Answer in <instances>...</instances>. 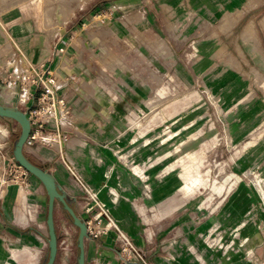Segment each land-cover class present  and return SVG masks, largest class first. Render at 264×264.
<instances>
[{
  "label": "rangeland",
  "instance_id": "rangeland-1",
  "mask_svg": "<svg viewBox=\"0 0 264 264\" xmlns=\"http://www.w3.org/2000/svg\"><path fill=\"white\" fill-rule=\"evenodd\" d=\"M10 14L52 35L75 24L44 75H20L16 59L0 72L3 98L17 92L35 108L34 82L49 78L71 107L59 121L69 154L59 151L65 143L51 121L53 147L25 145L30 157L41 162L56 148L60 173L82 175L87 161L110 166L111 195L133 205L155 234L150 264H264V0H0L5 37ZM77 88L101 104L97 118L78 116ZM102 119L113 125L103 129ZM0 127V194L14 187L29 201L37 184L47 214L43 184L30 175L25 191L6 172L20 125L0 117ZM96 133L119 137L95 141ZM60 219L55 264H77L79 229Z\"/></svg>",
  "mask_w": 264,
  "mask_h": 264
},
{
  "label": "crops",
  "instance_id": "crops-1",
  "mask_svg": "<svg viewBox=\"0 0 264 264\" xmlns=\"http://www.w3.org/2000/svg\"><path fill=\"white\" fill-rule=\"evenodd\" d=\"M21 13L23 12L21 11ZM145 23L149 24V20L145 21ZM3 24L8 37L0 35V46L6 51L4 55H0V62L15 60L23 55L25 60H30L36 65V70L39 74L45 71V69L55 66L56 51L62 46V39L70 34V30L72 31V28L75 27V24H72L69 28L65 27L59 35H52L50 31H45L35 19H27L19 14H10V17L7 16L4 19ZM9 44L12 48H9ZM65 56H61L59 64L56 63V68L61 65L62 59H65ZM40 62H42V66H39ZM4 69L6 67L0 66V72ZM74 72L75 70L70 74H67V72L65 74L74 76ZM79 80L84 79L80 77ZM62 85H65V83ZM80 86L82 87V84ZM76 91L78 100L84 104V108L78 116L80 115L86 119L97 118L98 114H101V104L94 103L88 94L86 96L85 90L79 91L77 88ZM99 91L105 94L108 99V88V95L101 88H99ZM2 93L6 92L2 91V86L0 85V98H2L0 102L11 106L14 105L17 109L22 110L23 107L20 105L19 93L15 92L12 95L10 91L4 98L1 97ZM115 99L116 97L112 101L109 99L108 101L115 103ZM33 104L34 102L30 101L28 105L33 106ZM90 115L92 116L90 117ZM100 124L103 129H107L110 128L112 123L110 124V122L102 119ZM95 136L96 138H93L95 141L115 140L117 139L116 137H119V134L96 133ZM64 143L65 147L63 151L69 154L70 140L68 137ZM52 151L58 153L56 148H53ZM56 152L50 157L51 150L47 149L46 155L48 157L44 155L40 159L41 162L37 161L38 157L35 160L36 158L30 157L27 153L26 155L43 168L46 167L42 163L47 165L46 170L54 176L57 184L66 192L73 208L79 215L84 214L81 199H86V189L90 187L93 191L97 192L100 199L111 207L115 220H118L121 228L129 234L135 244L148 250V260L152 261L155 259L157 246L154 232L149 230L147 234V222L134 210L133 205L129 204L126 200H120L118 192H116L117 194L115 196H112L109 191L110 187L111 189H115V181L113 178H111V182L108 181V176L112 172L110 171V166L99 168L101 166L96 165L95 162L87 161L82 169V175H78L73 171L60 173L57 166L58 160L56 158ZM32 190L36 192V198L30 199L29 197V201H27V194L14 187L6 189L0 194V264H44L47 261L49 254L47 214L43 213V197L45 194L39 190L37 184H33ZM58 217H62L60 220L62 221L61 226L63 227L65 225V219L69 215L61 205L60 211L57 206L55 211L57 234L59 229ZM12 246L15 248H12ZM12 249H17V251H11ZM86 258L88 264H142L139 261L124 262L119 257V246L114 232L103 235L97 240L87 239Z\"/></svg>",
  "mask_w": 264,
  "mask_h": 264
},
{
  "label": "built area",
  "instance_id": "built-area-1",
  "mask_svg": "<svg viewBox=\"0 0 264 264\" xmlns=\"http://www.w3.org/2000/svg\"><path fill=\"white\" fill-rule=\"evenodd\" d=\"M45 72L43 71L39 75L42 76ZM48 73H51V71L48 70ZM39 80H41L40 84L38 81L34 82L35 89L31 94L37 99V106L35 108L29 106L27 101H23L22 95L19 97L20 105L31 122V133L27 138L26 145L34 146L41 143L42 145L53 147L51 140L53 137L50 138L51 135L45 133V125L51 121H55V136L60 142L64 143L67 135L62 131L59 121H61V118L66 117L65 115L69 113L71 107L67 105L66 99L58 92V88H51L46 84L48 79L43 80L40 78ZM59 151L63 152V150ZM4 164L6 172L8 171L9 175H13L15 183L22 190L26 191L31 174L15 160L14 156L6 157L4 155ZM7 179L5 176L4 180L7 181ZM85 195L83 212L86 215L84 221L87 226V239L97 240L103 235L114 232L119 245V257L124 262L139 261L142 264H150L147 258L148 250L137 246L129 234L117 224L109 207L100 199L98 193L88 187Z\"/></svg>",
  "mask_w": 264,
  "mask_h": 264
},
{
  "label": "water",
  "instance_id": "water-1",
  "mask_svg": "<svg viewBox=\"0 0 264 264\" xmlns=\"http://www.w3.org/2000/svg\"><path fill=\"white\" fill-rule=\"evenodd\" d=\"M0 117L8 121H15L20 125L21 132L13 148V156L21 166L43 184L48 196L46 222L48 227L49 254L46 264H55L58 257L59 238L56 230L55 211L56 206L59 204L79 229L77 238V248L79 250L77 264H88L86 258L87 226L84 219L75 211L66 192L60 188L54 176L26 155L25 145L31 133V122L26 112L17 109L14 105L11 106L0 102Z\"/></svg>",
  "mask_w": 264,
  "mask_h": 264
},
{
  "label": "bare ground",
  "instance_id": "bare-ground-1",
  "mask_svg": "<svg viewBox=\"0 0 264 264\" xmlns=\"http://www.w3.org/2000/svg\"><path fill=\"white\" fill-rule=\"evenodd\" d=\"M239 15H241V14H239ZM239 17V16H238ZM233 18V17H232ZM235 20V19H234ZM252 21V20H251ZM233 21H231V23H232ZM235 24V23H234ZM237 24V23H236ZM235 24V25H236ZM248 25V24H247ZM251 25H252V23H251ZM251 25H250V27H251ZM253 26V25H252ZM247 27H249V26H247ZM246 29V28H245ZM252 30V29H251ZM251 30H250V33H252L251 32ZM244 31V30H243ZM249 31V30H248ZM244 33V32H243ZM246 34V33H245ZM253 35V34H252ZM249 36V35H248ZM250 37H251V35H250ZM245 39V38H244ZM246 41V40H245ZM15 46H16V44H15ZM19 65H20V75H22V74H24V75H29V74H34L35 73V71H36V67L34 68L33 66H31L29 63H28V61L27 60H25V58L23 57V55H21V57H19V58H17L16 60H15ZM22 62H26V65L24 66L23 65V63ZM12 63H14V62H12ZM0 65L2 66V67H8V63L7 62H0ZM29 65H30V67H29ZM36 66V65H35ZM60 66V65H59ZM62 66V65H61ZM31 71H30V70ZM51 72H53V70L51 71ZM22 77H24V76H22ZM53 77V76H52ZM53 80L54 79H52L51 81H50V79L48 78V80L46 81V84L48 85V86H50L51 88H56V87H58V86H55V85H53L51 82H53ZM28 93V92H27ZM25 94V99H26V97H27V95L28 94ZM72 115L74 116V112L72 113ZM71 116V115H70ZM71 118V117H70ZM0 130L2 131V130H4V128H1L0 127ZM1 131H0V139H3L4 138V136H3V134L1 133ZM62 142V141H61ZM69 142V141H68ZM95 153V152H94ZM93 158V157H92ZM100 159V158H99ZM97 161H101V160H97ZM172 166V165H171ZM190 178V177H189Z\"/></svg>",
  "mask_w": 264,
  "mask_h": 264
},
{
  "label": "flooded vegetation",
  "instance_id": "flooded-vegetation-1",
  "mask_svg": "<svg viewBox=\"0 0 264 264\" xmlns=\"http://www.w3.org/2000/svg\"><path fill=\"white\" fill-rule=\"evenodd\" d=\"M56 263V262H55Z\"/></svg>",
  "mask_w": 264,
  "mask_h": 264
}]
</instances>
